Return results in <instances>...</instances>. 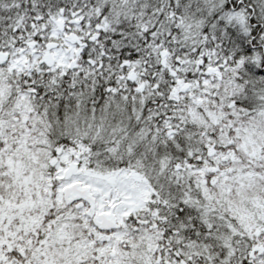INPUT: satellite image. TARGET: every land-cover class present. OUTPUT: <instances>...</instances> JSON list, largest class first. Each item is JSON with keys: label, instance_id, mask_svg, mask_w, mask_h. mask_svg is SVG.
I'll list each match as a JSON object with an SVG mask.
<instances>
[{"label": "snow or ice", "instance_id": "1", "mask_svg": "<svg viewBox=\"0 0 264 264\" xmlns=\"http://www.w3.org/2000/svg\"><path fill=\"white\" fill-rule=\"evenodd\" d=\"M0 264H264V0H0Z\"/></svg>", "mask_w": 264, "mask_h": 264}]
</instances>
